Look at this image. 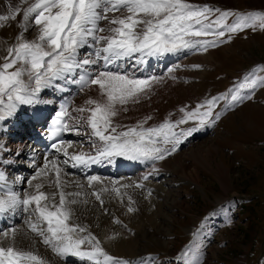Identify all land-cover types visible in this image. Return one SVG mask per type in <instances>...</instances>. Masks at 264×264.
<instances>
[{"label": "snow or ice", "instance_id": "obj_1", "mask_svg": "<svg viewBox=\"0 0 264 264\" xmlns=\"http://www.w3.org/2000/svg\"><path fill=\"white\" fill-rule=\"evenodd\" d=\"M20 14L19 7L9 5L7 14L0 15V22L15 20ZM22 14L25 22L32 20L38 35L29 41L21 33L0 63V121L7 123L21 106L39 103L42 90L62 91L60 82L76 84L80 91L96 86L98 96L74 109L79 115L72 117L67 107L61 109L52 131L56 136L67 131L79 135L84 126L90 130L95 155H71L73 167H87L103 160L111 163L120 157L155 162L176 152L193 133L220 118L218 112L213 113L219 100L230 95L233 103H239L245 97L237 89H230L202 101L192 111L181 108L184 115L176 121L165 119L146 127L152 119L147 116L135 124L118 123L116 117L147 98L154 85L162 82V77L144 75L143 66L152 57L192 49L207 51L224 43L226 36L230 40V33L264 29V12L234 13L191 0H34ZM230 16L235 17L232 23L228 22ZM102 21L106 22L103 27ZM21 27L26 30V25ZM85 48L90 51L81 58ZM246 84L254 89L264 84V77L246 78ZM67 118L74 124H68ZM188 120H195L196 126L176 130ZM52 148L62 150L55 143ZM63 154L69 156L66 150ZM48 164L46 159L44 167L27 179L28 188L19 191L15 185L25 178L9 183L6 171L0 169V223L24 215V223L42 238L44 245L62 258H76L79 264H130L109 255L86 227L74 222L72 206L86 201L78 199L80 192L64 190L62 169L55 162L51 170L56 176L58 193H48L43 190V183H33L48 174ZM157 171L153 166V172ZM99 182L98 176L88 177L89 187ZM92 194L103 204L99 193ZM18 233L15 226L0 229V264H47L35 252L17 246Z\"/></svg>", "mask_w": 264, "mask_h": 264}, {"label": "rangeland", "instance_id": "obj_2", "mask_svg": "<svg viewBox=\"0 0 264 264\" xmlns=\"http://www.w3.org/2000/svg\"><path fill=\"white\" fill-rule=\"evenodd\" d=\"M30 2L34 0H0L1 15L7 14L9 5L21 9L15 20L0 22V63L21 33L29 40L38 32L31 19L27 22L23 19V10ZM191 2L207 3L234 13L252 12L250 7L257 8L255 12H264V8H260L264 7V0ZM234 19L230 16L228 22L232 23ZM21 25H26V30ZM228 35L231 39L226 36L219 46L207 51L198 50L205 58L199 57L198 53H189L183 59L168 62L163 73H168V81L174 80L173 85L161 92L153 89L146 98V105L151 106L157 116L170 111L167 119L176 121L184 115L173 109L177 104L181 108L180 102L185 101L184 109L192 111L202 101L226 94L230 89H237L238 94L249 97L248 102L233 103L230 95L223 99L226 103L219 100L213 113L218 112L220 118L193 133L166 159L156 161L165 170L159 175L152 170L149 172L152 174L148 173V178L144 179L139 175V169L131 173L115 172L108 166L106 172L100 167L86 176V181L90 176L102 179V185L94 183V189L103 200V204L98 201L95 206L101 212L95 220L97 226H102L99 228L106 227L108 232L101 240L95 227L93 231L87 227L91 226L90 220L80 216L77 224L99 238L109 255L126 259L130 264H240L241 260L243 264H264V84L254 89L246 84V78L264 77V29L249 28ZM205 52L208 53L205 55ZM210 53L212 57L206 59ZM182 55L181 52L175 56ZM169 68L173 69L171 73ZM81 93L74 99L78 107L86 101L84 97L80 99ZM225 110L227 113L223 116ZM147 125L151 126L150 123ZM194 126L196 121L188 120L176 130ZM84 137L71 138L74 141L68 146L73 154L76 152L74 146ZM30 161L27 169L31 167ZM166 163L169 165L165 166ZM22 165L14 169L15 174H20ZM225 170L226 175L222 178ZM15 174L8 179L12 180ZM50 176L53 177V172ZM197 176L199 181H196ZM107 181L114 185L110 188L112 191H101ZM125 182H130L131 195L128 188L121 187ZM138 184L143 187H137ZM108 186L111 185L106 188ZM113 189H119V192ZM129 207L134 210L130 212ZM105 243L112 244L111 248ZM62 262L79 264L73 257L63 258Z\"/></svg>", "mask_w": 264, "mask_h": 264}, {"label": "bare ground", "instance_id": "obj_3", "mask_svg": "<svg viewBox=\"0 0 264 264\" xmlns=\"http://www.w3.org/2000/svg\"><path fill=\"white\" fill-rule=\"evenodd\" d=\"M228 1H230L231 3L233 2V0H228ZM227 3H229V2H227ZM105 24H106L105 21L101 22V26L102 27ZM37 35H38V32L36 33V35L34 37H30L29 41L35 39L37 37ZM87 51H90V49H87ZM188 52L189 53H196V54L198 53L197 55L199 57H204L205 58L204 55L199 54V53H202V52H198V50H195V49H193V50H184L182 53L184 55V54H186ZM206 53H208V52H205V55H206ZM177 54H166L165 56H162V57H152V59L157 61V65L156 66L159 68L163 64V62H162L163 58L168 57L169 60H174L176 58H179L178 56H175ZM211 57H212V54H211L210 57H206V59H209ZM158 60H160V62H158ZM166 75H164V74L163 75H158V77H162V82L154 85L153 89L161 92V90H164L167 87H170V86L173 85L174 80L171 78V80L168 81L169 80V76H166ZM159 88H161V89H159ZM42 91L43 92H47V91H49V89L42 90ZM75 92H77V90L71 91L67 96L64 97V98L68 99L69 103H64L63 102V96L59 97V98L56 97V98L50 99V103L48 105H46L45 108L49 110L52 106H54L53 108H56V114H58L61 111L62 108H65V107L69 106L70 102H72V98H73L72 94L75 93ZM97 96H98V91L96 89V86H93L91 88L85 89L79 95L80 99H82L84 97L86 100L88 98H90V97L91 98H96ZM147 99L146 98L142 99L140 103H138V104H136L134 106L130 105L129 106V111L122 112L118 117L115 118L116 122L124 124V125L135 124L138 120H141V119H143V118H145L147 116H151L152 119L148 120L147 124L150 123V125H153V124H157L158 122H160L162 120L167 119V114H169L170 111L167 114H165L166 112H164V114H162V115L160 114V116H157L156 114H154L153 110L151 109V106H150V108H148L149 105L148 106L146 105L148 103ZM184 102H182V103L180 102L179 103V105L182 106L181 108L185 107ZM188 103H190V102H188ZM73 106H74V100H73ZM181 108H180V106L178 107V104L173 106V109H175V111L177 110L178 112H181L180 111ZM169 109H170L169 107L166 108L167 111ZM55 115L53 116L52 120L50 121V125H53L54 120H55ZM159 117H160V119H159ZM48 121L49 120H46L45 124L48 123ZM67 123L72 125V123H69V122H67ZM45 124L43 123V121L38 124V132L43 131L44 133H47V131L45 130V127H46ZM84 129H79L80 130V134L82 133L83 136H85V137H84L83 141H81V142L78 141L79 143L75 145V149H76V153L75 154L86 153V154L95 155V151H94V149L92 147V144H90L91 139H89V136L85 135L86 131ZM39 135H41V134H38V133L34 132V136L33 137L37 138V136H39ZM71 138L76 140V139L79 138V136L78 135H70L69 139H71ZM4 144H5V142L0 140V162L7 161L8 163H6V164L0 163V169L5 170V171H8L10 169H16V167L19 166V165H15L11 161H15L17 157H20L21 159L28 158V159L32 160L30 169H27L26 166L22 165L20 174L19 175L15 174V177L13 176L14 178L12 177L13 178L12 180L8 179L9 183H11L16 178L23 177L25 179L22 182H18L15 185V188L18 191L28 188L26 179L27 178L28 179L31 178V173L32 172H34L35 173L34 175H36L37 171L44 167V160H43L44 156L41 153L42 142H38L36 144V150L34 151V153L32 155L28 154V152L24 148V145L21 142H19L18 144L15 145V140H13V141H11V145L8 146V147L4 146ZM61 147H62V150L59 153L63 154L64 150H66V149H65V147H63V145H61ZM13 154H14V157L9 158V156H13ZM68 154H69V156H65L63 154V156H60L59 158H57V155H51V156H48V157H45V158L50 159L51 160V164H52V162H55L62 169L60 179H61V184L63 186H65L64 190L66 192H80L81 196L78 197V199H80L81 201H86V202L78 203V204L72 206L73 210H74V213H75V215L73 217L74 222L79 223V219L78 218H81V217H84V218L90 220L91 221L90 222L91 226H87V227L88 228H92V229H89V230H92V231H93V229L95 227L96 228V230H94L95 233L98 236L101 235L100 239L103 240L104 234H107L108 231L105 229L106 227L103 228V229L99 228V227H102V226H97V222L95 220L99 216V214H101V212H99V210H97L96 207H95L96 204L98 205V200L96 199L95 195L92 194L94 192V185L92 187H89V184L87 183L88 180L86 181V179L82 177V176H84L85 173H88V172L92 173L93 172V171L91 172V169H90V167L92 165L87 166V167H73L72 166V162L69 159V157L71 155H73V153L69 152ZM64 157L68 160V163H64V161L62 160V159H64ZM60 158H62V159H60ZM162 164L164 165V163H162ZM167 164L169 165V163H166L165 166H167ZM93 165H95L98 168L101 167V170H103L104 172H106V168L108 166L110 167V169L112 171H115V172H122V170H124V172L128 173V172L136 171V170L139 169V173H141L139 175H141L142 178L147 176V174L150 171L153 170V166H155V168L158 169V171L156 172V174L158 173V175L163 172L162 170H164V168L161 169V166H160L161 164H158L156 161L155 162H152V161H145V162L130 161V160H128L126 158H122V157L115 158L111 163H109L107 160H103L101 163L93 164ZM147 165H149V167H146ZM183 165L181 166L182 169L184 168ZM51 173H52V171L50 173L48 171V174L46 176L39 177L36 181H33V183L34 184L35 183H43L44 184V188H43L44 191H46L48 193H52V192H57L58 193V189L55 186V181H56L55 173L53 171V177L50 176ZM76 175H82V176L75 177ZM225 175H226V170L223 171L222 178ZM9 178H11V177H9ZM99 180H100V176H99ZM100 181H102V179ZM196 181H199L198 180V176L196 178ZM99 183H101V185L103 184V182H99ZM105 183H106L105 184L106 187H107V185H111V186H108L109 189L106 188V187H103V188L104 189H108V191H112V189H110V188H113L114 185H112V183L110 184L108 181L105 182ZM125 185L129 186V187H127L128 188V193H129V195H131L132 192L130 190V182L129 183L125 182ZM58 198L59 197L57 195V202H58ZM25 218L26 217L24 215H20V216H17L14 220L10 219L7 223H0V229H8L10 226H16V228L19 229V233L16 236V244H17L18 247H20V248H22L24 250H31V251L35 252L36 254L41 256L43 259H45L47 264H63V262H62L63 258L61 256L57 255L56 253H54L53 250L49 246L44 245L42 243V238L40 236L36 235L35 233H32L30 231V229H28L27 225L24 223ZM115 242H117V240ZM113 243H114V241H113ZM107 244L105 243L104 245L107 248H111L110 246L112 244H108V245ZM116 245H117V243H116ZM119 245H121L120 242H119ZM119 245H117L118 248H119ZM126 246H128V245H126ZM129 249H130V247L128 246L127 250H129ZM240 264H243V260L240 261Z\"/></svg>", "mask_w": 264, "mask_h": 264}, {"label": "crops", "instance_id": "obj_4", "mask_svg": "<svg viewBox=\"0 0 264 264\" xmlns=\"http://www.w3.org/2000/svg\"><path fill=\"white\" fill-rule=\"evenodd\" d=\"M254 5V4H253ZM252 10H256L257 8H253V7H250ZM260 8H264V7H260ZM248 100V99H247ZM264 105V102L262 103Z\"/></svg>", "mask_w": 264, "mask_h": 264}]
</instances>
